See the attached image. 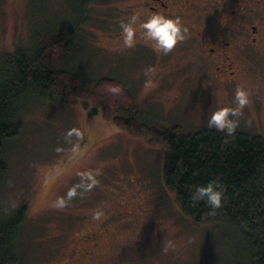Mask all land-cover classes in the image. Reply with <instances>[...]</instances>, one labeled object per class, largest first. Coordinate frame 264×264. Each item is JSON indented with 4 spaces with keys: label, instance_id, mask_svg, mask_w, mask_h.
Returning <instances> with one entry per match:
<instances>
[{
    "label": "rangeland",
    "instance_id": "obj_1",
    "mask_svg": "<svg viewBox=\"0 0 264 264\" xmlns=\"http://www.w3.org/2000/svg\"><path fill=\"white\" fill-rule=\"evenodd\" d=\"M115 8L114 0H93L85 9L80 0H0V83L7 77L6 58L17 50L39 51L46 70L69 78L53 101L26 95L14 108L22 130L2 152L8 171L0 182V217L25 206L18 264H230L241 257L235 237L183 216L164 185L163 151L101 115L90 116L77 82L80 76L120 81L133 97V116L183 135L214 131L208 116L235 107V90L243 86L250 104L236 131L264 139V56L242 60L244 75L231 86L212 84L195 58L175 50L133 56L121 32L113 37ZM57 34L66 41L61 47ZM72 128L81 136L66 139ZM83 172L98 183L77 189L64 208L54 207ZM97 211L103 212L100 220L93 219ZM91 231L103 238L84 255L79 239ZM169 241L173 246L164 251ZM78 246L84 249L68 261Z\"/></svg>",
    "mask_w": 264,
    "mask_h": 264
},
{
    "label": "trees",
    "instance_id": "obj_2",
    "mask_svg": "<svg viewBox=\"0 0 264 264\" xmlns=\"http://www.w3.org/2000/svg\"><path fill=\"white\" fill-rule=\"evenodd\" d=\"M80 1L86 6L92 2ZM82 13L83 9L80 21ZM56 37L59 40L55 42L61 47L66 41L61 35ZM27 52L17 50L6 58L7 77L0 83V182L8 171L2 159L4 146L17 139L22 130L16 104L26 95L46 96L53 101L69 79L46 70L39 51ZM80 78L83 81L77 82L79 94L90 116L101 115L132 137L144 138L150 146L163 151L164 185L175 196L183 216L196 224L205 221L227 229L235 237L241 257L230 264H264V139L237 131L233 135L164 131L132 115L133 97L120 81L103 78L89 82L84 81V76ZM114 87L120 91L111 92ZM115 111H124L127 117H113ZM209 181H215L224 193L219 209L212 210L203 202L194 204L191 199L195 187ZM25 215L22 206L12 216L0 217V264H18L19 234Z\"/></svg>",
    "mask_w": 264,
    "mask_h": 264
},
{
    "label": "flooded vegetation",
    "instance_id": "obj_3",
    "mask_svg": "<svg viewBox=\"0 0 264 264\" xmlns=\"http://www.w3.org/2000/svg\"><path fill=\"white\" fill-rule=\"evenodd\" d=\"M114 1L116 13L111 24L117 28L113 32L116 38L120 36L121 23L127 22L134 13L140 14V20L146 19L151 12L179 16L189 28L190 39L178 44L173 51L195 58L193 62L199 65L205 81L212 84L231 86L244 75L242 60L264 56V0ZM82 6L83 9L87 7L85 3ZM131 49L133 56L158 53L142 35ZM102 236L103 233L96 231L84 234L79 239L86 246L85 250L81 248L83 254H91L87 249L99 243ZM81 249L78 246L73 250L68 261H73Z\"/></svg>",
    "mask_w": 264,
    "mask_h": 264
},
{
    "label": "clouds",
    "instance_id": "obj_4",
    "mask_svg": "<svg viewBox=\"0 0 264 264\" xmlns=\"http://www.w3.org/2000/svg\"><path fill=\"white\" fill-rule=\"evenodd\" d=\"M120 28L125 47H134L137 43V33H141L146 43L151 44L157 52L164 55L170 53L178 44L190 39L189 28L179 16L171 17L162 12H151L144 20H140V14L134 13L127 22L121 23ZM110 91L118 93L120 89L114 87ZM233 103L235 107H219L211 112L207 118V126L210 130L222 132L226 135L235 134L239 127V117L243 114L245 107L250 104L249 91L243 86H238L235 90ZM74 135L80 137V130L76 128L69 129L66 133V139ZM57 151H60V149L58 148ZM80 177V184L70 188L66 197H58L53 205L54 207L64 208L67 202L78 194L77 189L89 191L98 183L92 172L80 173ZM223 196L224 193L215 181H209L203 186H196L191 193L194 204L203 202L212 210L222 207ZM102 216L103 212L97 211L93 219L100 220ZM172 246V242L169 241L165 245L164 251Z\"/></svg>",
    "mask_w": 264,
    "mask_h": 264
}]
</instances>
